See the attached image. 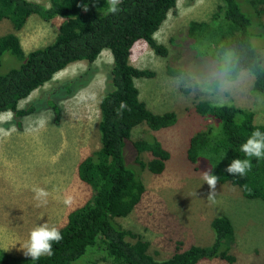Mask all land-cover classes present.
<instances>
[{"label":"rangeland","instance_id":"rangeland-1","mask_svg":"<svg viewBox=\"0 0 264 264\" xmlns=\"http://www.w3.org/2000/svg\"><path fill=\"white\" fill-rule=\"evenodd\" d=\"M237 1L251 19L256 48L259 46L254 43V28L258 29L256 33L263 34L258 50L264 56V13L258 14L252 0ZM219 3L220 0L177 1L176 9L156 33L158 41L167 46L168 56L155 53L144 40L137 41L132 48L131 63L154 71L152 77L136 79L141 99L157 113L175 111L178 120L156 131L145 124L134 128L132 141L155 136L171 156L163 170L153 172L134 161L133 144L126 142L125 163L141 176L146 191L131 214L114 220L141 234L150 242L149 252L163 259L178 247L183 250L194 244L210 245L215 238L212 219L226 215L233 231L227 232L224 242L236 260L214 257L201 259L197 264H264V200L248 198L238 185L218 181L217 202L210 204L203 163L199 162L196 169L186 155L190 135L209 122L195 110L199 100L252 109L255 121L264 124V96L253 91V75L247 70L234 79L222 75L212 59L200 54L204 47L187 35L188 24L193 20L208 21ZM254 17L261 19L259 25ZM63 21L62 17L44 21L33 15L24 27L14 29L9 19H2L0 35L15 32L24 49L30 51L51 42ZM112 62L111 52L103 50L94 63L96 70L89 83L69 97L57 98L62 109L58 121L53 109L45 104L46 91L83 72L88 66L84 60L68 65L52 81L21 100L20 107L34 103L33 113L20 118H15L11 111L0 114V248L8 253L25 255L24 245L33 229L43 223L61 228L69 212L92 196V186L79 178L78 165L100 146L99 104ZM19 64L20 60L6 51L0 73L5 74ZM142 159L148 161L150 154L144 152ZM34 188L47 191V203L35 199ZM90 249L70 264H113L97 254L87 256Z\"/></svg>","mask_w":264,"mask_h":264},{"label":"trees","instance_id":"trees-1","mask_svg":"<svg viewBox=\"0 0 264 264\" xmlns=\"http://www.w3.org/2000/svg\"><path fill=\"white\" fill-rule=\"evenodd\" d=\"M50 1L46 5L36 0H0V21L9 19L14 29L24 27L33 15L44 21L64 19L51 42L30 51L24 49L15 32L0 35V65L6 51L20 60L19 66L0 73V114L11 111L15 118H20L33 113L34 103L20 107L21 100L52 81L56 73L71 63L84 60L88 66L83 72L46 91L45 104L53 109L58 121L62 109L57 98L69 97L86 86L96 70L95 61L103 50H109L113 62L99 104L100 146L78 165L79 178L91 185L94 192L86 202L72 209L66 224L58 228L63 239L52 242V256L33 260L0 248V264H70L89 247L87 256L97 254L113 264H197L201 259L214 257L234 262L235 256L228 252V243L224 242L227 232L233 231L226 215L212 219L215 238L210 245L194 244L183 250L178 247L163 259L149 252L150 242L141 234L114 220L131 214L146 191L141 176L125 163L126 142L130 140L133 144L134 161L153 172L163 170L171 156L155 136L131 140L134 128L139 125L156 131L172 126L178 118L173 110L153 111L141 99L136 79L152 77L154 71L133 65L130 56L139 40L146 41L155 53L168 56L167 46L158 41L156 33L176 9L178 0H122L121 10L115 14L109 11L108 0ZM252 3L258 14L264 13V0ZM254 20L258 25L261 23L257 17ZM250 25V17L237 0H220L208 21L193 20L188 24L187 35L204 47L200 54L212 59L222 75L234 79L242 70L249 71L254 77L253 91L264 96V56L258 50L263 34L256 33L258 29L254 28V43L259 46L256 48ZM122 102L127 105L123 110ZM195 110L209 122L190 135L188 160L196 169L199 162L203 163V169L219 176L220 182L238 185L246 197L264 200V158H249L252 168L243 178L225 171L234 159L246 158L241 145L251 133L255 129L264 132V124L255 121L254 110L206 99L196 102ZM144 152L150 154L148 161L142 159Z\"/></svg>","mask_w":264,"mask_h":264},{"label":"clouds","instance_id":"clouds-1","mask_svg":"<svg viewBox=\"0 0 264 264\" xmlns=\"http://www.w3.org/2000/svg\"><path fill=\"white\" fill-rule=\"evenodd\" d=\"M109 11L113 14L119 12L121 9L119 5L122 0H108ZM126 103L122 102L120 109L126 108ZM119 114V112H118ZM241 151L245 154V159H234L230 165L225 168V171L232 176L245 177L252 168V161L249 158H256L257 160L264 158V132L255 129L247 141L241 145ZM203 179L209 186V193L207 200L210 204H215L217 196V184L219 176L212 174V171H204ZM245 187H247L245 185ZM35 199L40 203H47L48 193L43 188H34ZM68 203V201H66ZM63 236L58 228L55 226L49 227L47 223H43L33 229L30 234V240L24 245L26 248L25 255L30 256L33 260H38L41 256H52L53 247L52 242L59 243Z\"/></svg>","mask_w":264,"mask_h":264},{"label":"crops","instance_id":"crops-1","mask_svg":"<svg viewBox=\"0 0 264 264\" xmlns=\"http://www.w3.org/2000/svg\"><path fill=\"white\" fill-rule=\"evenodd\" d=\"M78 62V61H77ZM72 64V63H71ZM64 70V69H63ZM62 71V70H61Z\"/></svg>","mask_w":264,"mask_h":264}]
</instances>
